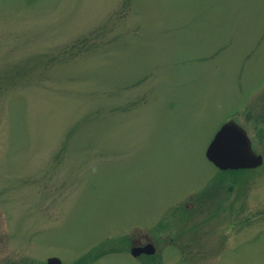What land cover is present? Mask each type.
I'll return each mask as SVG.
<instances>
[{
  "label": "rangeland",
  "instance_id": "rangeland-1",
  "mask_svg": "<svg viewBox=\"0 0 264 264\" xmlns=\"http://www.w3.org/2000/svg\"><path fill=\"white\" fill-rule=\"evenodd\" d=\"M231 119L264 155V0H0V264H264Z\"/></svg>",
  "mask_w": 264,
  "mask_h": 264
},
{
  "label": "water",
  "instance_id": "water-1",
  "mask_svg": "<svg viewBox=\"0 0 264 264\" xmlns=\"http://www.w3.org/2000/svg\"><path fill=\"white\" fill-rule=\"evenodd\" d=\"M207 159L223 171L251 169L263 163V156L257 155L247 133L236 123L228 122L215 135L206 153ZM153 246L135 247L132 255L155 254ZM48 264H63L58 258H51Z\"/></svg>",
  "mask_w": 264,
  "mask_h": 264
},
{
  "label": "flooded vegetation",
  "instance_id": "flooded-vegetation-1",
  "mask_svg": "<svg viewBox=\"0 0 264 264\" xmlns=\"http://www.w3.org/2000/svg\"><path fill=\"white\" fill-rule=\"evenodd\" d=\"M236 122L246 133H247V131L236 121V120H234V119H231V120H229V121H227L226 123H224L223 125H222V127L225 125V124H227L228 122ZM247 136H248V138H249V135H248V133H247ZM251 141V140H250ZM252 143V142H251ZM252 148H253V144H252ZM254 151V150H253ZM257 155H261V156H263V162H264V155L263 154H258L256 151H254ZM256 168V167H255ZM252 169V168H251ZM257 169H259V168H257ZM256 170V169H255ZM222 172H227V171H223L222 170ZM155 243V242H154Z\"/></svg>",
  "mask_w": 264,
  "mask_h": 264
},
{
  "label": "bare ground",
  "instance_id": "bare-ground-1",
  "mask_svg": "<svg viewBox=\"0 0 264 264\" xmlns=\"http://www.w3.org/2000/svg\"><path fill=\"white\" fill-rule=\"evenodd\" d=\"M155 254H156V252H155ZM155 254H153V255H151V256H154Z\"/></svg>",
  "mask_w": 264,
  "mask_h": 264
}]
</instances>
